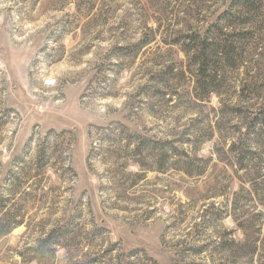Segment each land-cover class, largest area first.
<instances>
[{"label": "rangeland", "instance_id": "obj_1", "mask_svg": "<svg viewBox=\"0 0 264 264\" xmlns=\"http://www.w3.org/2000/svg\"><path fill=\"white\" fill-rule=\"evenodd\" d=\"M0 264H264V0H0Z\"/></svg>", "mask_w": 264, "mask_h": 264}, {"label": "trees", "instance_id": "obj_2", "mask_svg": "<svg viewBox=\"0 0 264 264\" xmlns=\"http://www.w3.org/2000/svg\"><path fill=\"white\" fill-rule=\"evenodd\" d=\"M239 0H237V2H238ZM242 1H244L245 3H248L250 0H242ZM194 51H196L197 52V55L195 56V59H197L198 58V56L202 59V60H204L203 59V53L202 52H200V51H198V50H194ZM197 61H198V59H197ZM199 61H201V60H199ZM197 66H199L200 68V73H203V74H200L201 75V77H205V72H203L204 70H205V67H206V65L204 64V61L203 62H198V64H197ZM236 144H234L233 145V151L235 152V153H237L238 154V150L236 149Z\"/></svg>", "mask_w": 264, "mask_h": 264}]
</instances>
